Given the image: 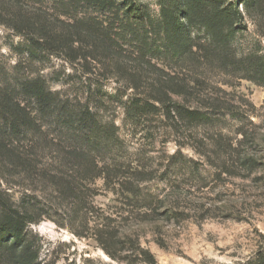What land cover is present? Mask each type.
Here are the masks:
<instances>
[{
	"label": "rangeland",
	"instance_id": "1",
	"mask_svg": "<svg viewBox=\"0 0 264 264\" xmlns=\"http://www.w3.org/2000/svg\"><path fill=\"white\" fill-rule=\"evenodd\" d=\"M158 1L138 0L155 20ZM246 1H225L243 15L231 44L238 55L260 47L264 54ZM206 38L204 27L193 26L186 46ZM154 58L170 74L180 70L163 55ZM132 60L129 72L68 62L0 26V78L43 80L59 100L88 108L113 137L92 139L94 150L81 148L94 151H85L88 161L78 155L71 166L60 157L54 162L55 154L41 155L58 168V191L40 177H0V203L34 221L24 229L26 253L0 235V264H8L13 251L18 264L28 252L37 264H143L140 250L155 264L264 263V87L209 67L198 75V97L166 101L195 111L199 120L181 119L185 111L179 116L150 100L154 85L147 84L156 73H133ZM131 74L140 81L136 91ZM49 133L64 141L57 129ZM98 170L102 175L93 178Z\"/></svg>",
	"mask_w": 264,
	"mask_h": 264
},
{
	"label": "trees",
	"instance_id": "2",
	"mask_svg": "<svg viewBox=\"0 0 264 264\" xmlns=\"http://www.w3.org/2000/svg\"><path fill=\"white\" fill-rule=\"evenodd\" d=\"M225 1L159 0L155 20L138 0H0V26L25 36L32 49L60 55L68 62L110 65L129 72L127 64L135 57L134 65L130 66L133 73H156V80L147 84L154 85L150 100L167 105L180 116L184 107L177 102L165 104L166 101L198 97L202 92L198 75L209 67L264 87L263 50L260 47L245 56L236 53L231 41L243 15L238 6ZM244 9L258 36L264 38V0H247ZM193 26L204 27L207 38L193 40L186 46V35ZM158 54L180 70L169 68L173 72L170 74L153 64ZM124 59H129L124 61L126 66L121 65ZM135 77L131 74L129 87L136 91L140 81L134 82ZM185 113L187 117L183 115L181 119L199 120L195 111ZM51 128L64 137L63 142L54 140L49 133ZM103 138L113 140L109 132L99 127L88 108L80 111L59 100L46 89L43 80L30 78L11 84L0 78V177L12 173L40 177L58 191L59 181L63 183L56 172L58 168L46 165L41 155L55 154L54 162L60 157L65 166L74 165L78 155L87 162L85 151L94 152L93 140ZM84 147L93 150H81ZM101 172L98 170L93 178L100 177ZM69 181L64 183V191L69 189ZM32 222L27 212L20 213L0 203V235L15 239L13 250L21 248L26 253L24 229ZM31 253L26 254L21 264H37ZM140 253L143 264H155L147 251ZM16 258L13 251L8 264H18L20 260Z\"/></svg>",
	"mask_w": 264,
	"mask_h": 264
}]
</instances>
